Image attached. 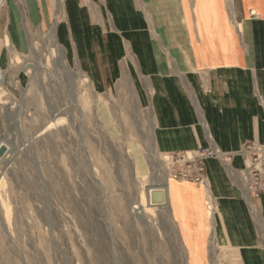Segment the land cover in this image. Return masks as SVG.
<instances>
[{"label": "crops", "instance_id": "0c3cea01", "mask_svg": "<svg viewBox=\"0 0 264 264\" xmlns=\"http://www.w3.org/2000/svg\"><path fill=\"white\" fill-rule=\"evenodd\" d=\"M44 36L98 79L118 70L158 153L219 154L204 184L162 186L188 262L264 264V194L246 191L240 154L264 144V0H0V53Z\"/></svg>", "mask_w": 264, "mask_h": 264}, {"label": "rangeland", "instance_id": "374dc122", "mask_svg": "<svg viewBox=\"0 0 264 264\" xmlns=\"http://www.w3.org/2000/svg\"><path fill=\"white\" fill-rule=\"evenodd\" d=\"M8 50L0 264H192L167 204L147 205L169 161L154 149L134 90L118 89V70L98 79L48 36L23 54Z\"/></svg>", "mask_w": 264, "mask_h": 264}, {"label": "built area", "instance_id": "2783aa9c", "mask_svg": "<svg viewBox=\"0 0 264 264\" xmlns=\"http://www.w3.org/2000/svg\"><path fill=\"white\" fill-rule=\"evenodd\" d=\"M240 154L247 161L243 171L246 191L251 197L258 198L264 194V144L247 142ZM212 155L219 156L215 150L203 147L193 152L183 151L164 155L170 166L167 179L204 184L206 178L204 159Z\"/></svg>", "mask_w": 264, "mask_h": 264}, {"label": "water", "instance_id": "95a60500", "mask_svg": "<svg viewBox=\"0 0 264 264\" xmlns=\"http://www.w3.org/2000/svg\"><path fill=\"white\" fill-rule=\"evenodd\" d=\"M8 151L5 143H0V158ZM147 202L150 206H163L167 203L166 192L162 186H153L146 191Z\"/></svg>", "mask_w": 264, "mask_h": 264}, {"label": "bare ground", "instance_id": "6f19581e", "mask_svg": "<svg viewBox=\"0 0 264 264\" xmlns=\"http://www.w3.org/2000/svg\"><path fill=\"white\" fill-rule=\"evenodd\" d=\"M15 63H16V61H15ZM3 83V74L0 72V98L2 99V90H1V84ZM5 103V102H4ZM2 108H3V110H4V112L6 113V114H9V106L8 105H3L2 106ZM146 202H147V198H146ZM147 205L149 206V204H148V202H147ZM146 205V206H147ZM144 205H143V203L142 204H139L138 206H137V215H138V217L142 220L143 219V217H142V207H143Z\"/></svg>", "mask_w": 264, "mask_h": 264}]
</instances>
